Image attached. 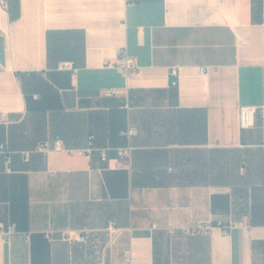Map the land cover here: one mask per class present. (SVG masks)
I'll list each match as a JSON object with an SVG mask.
<instances>
[{
    "label": "crops",
    "instance_id": "1",
    "mask_svg": "<svg viewBox=\"0 0 264 264\" xmlns=\"http://www.w3.org/2000/svg\"><path fill=\"white\" fill-rule=\"evenodd\" d=\"M263 107L264 0H5L0 264H264Z\"/></svg>",
    "mask_w": 264,
    "mask_h": 264
},
{
    "label": "built area",
    "instance_id": "2",
    "mask_svg": "<svg viewBox=\"0 0 264 264\" xmlns=\"http://www.w3.org/2000/svg\"><path fill=\"white\" fill-rule=\"evenodd\" d=\"M2 5L5 4V0H0ZM115 67L119 70L125 72L126 74H131L137 72L139 66L137 64L136 58L131 56L126 47H123L119 50V55L117 61L115 62ZM59 69L61 70H70L74 71V65L71 62H64L59 65ZM259 112V108L255 106H241L239 109V121L240 127L242 129H253L257 126V115ZM262 115H263V130H264V107L262 108ZM138 134V129L134 125H129V127L123 132V135L127 138L130 142L131 139ZM95 136L91 135L89 137L88 146L81 149H70L66 147L64 141L62 139H55L54 141L46 140L41 142L37 150L48 154L49 152L55 151H67V152H76L80 155H85L91 157L95 152L98 153L100 159L103 162H107L111 164V159L109 157V151L112 149L109 145L97 147L94 143ZM132 151L133 147L129 143L127 146L119 148V160H117L118 164L121 161H131L132 159ZM122 163V162H121ZM7 166L9 167L10 159L6 161ZM10 170V168H8ZM233 225L223 226L226 233L230 231ZM111 228V227H110ZM14 227L11 226L9 228L6 227L4 223H0V232L3 234L5 240H8ZM212 230V226L208 224H201V223H193L190 227L185 229L183 233L185 235L193 236L198 234L209 235ZM30 239V235L27 237Z\"/></svg>",
    "mask_w": 264,
    "mask_h": 264
}]
</instances>
